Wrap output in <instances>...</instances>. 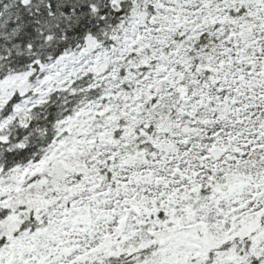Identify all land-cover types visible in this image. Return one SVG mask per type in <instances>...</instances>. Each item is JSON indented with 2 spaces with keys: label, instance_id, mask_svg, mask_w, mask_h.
Segmentation results:
<instances>
[{
  "label": "snow or ice",
  "instance_id": "1",
  "mask_svg": "<svg viewBox=\"0 0 264 264\" xmlns=\"http://www.w3.org/2000/svg\"><path fill=\"white\" fill-rule=\"evenodd\" d=\"M0 264H264V0H0Z\"/></svg>",
  "mask_w": 264,
  "mask_h": 264
}]
</instances>
